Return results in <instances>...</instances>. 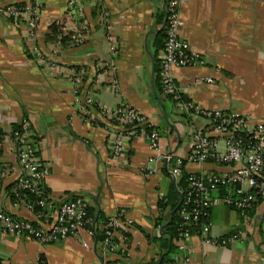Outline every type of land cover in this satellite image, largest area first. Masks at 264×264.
<instances>
[{
	"label": "crops",
	"instance_id": "0c3cea01",
	"mask_svg": "<svg viewBox=\"0 0 264 264\" xmlns=\"http://www.w3.org/2000/svg\"><path fill=\"white\" fill-rule=\"evenodd\" d=\"M70 1L0 0V5L38 4V43L57 62L53 69L43 67L29 51L26 21L16 24L0 15V161L9 169L7 177L0 179V197L20 219L48 220L25 207L15 208L6 197L21 175L10 133L27 118L39 156L50 169L45 180L50 196L60 203L84 195L90 207L107 217L123 210L133 220L127 261L150 264L161 256L168 236L160 217L170 211L169 207L162 211L160 201L177 195L176 184L144 137L130 140L126 158L112 159L107 118L100 114L93 123L82 118L74 102L71 70H84L83 91L98 104L113 108L127 102L145 113L158 127L164 151L185 156L195 131L209 133L210 127L169 98L162 99L166 117L156 99L152 78L155 41L163 28L160 17L168 0H82L84 17L70 11ZM180 12L185 22L181 36L205 61L174 70L182 94L199 108L231 109L264 121V0H189ZM83 25L87 30L82 44H74L69 37L61 41L63 29L71 35ZM110 32L117 42L119 90L108 88L106 81H95L101 62L111 58ZM162 54L161 49L157 58ZM196 76H212L215 82L194 86ZM204 167L207 172L227 169L213 162ZM200 169L197 163H185L187 173ZM209 221L211 237L241 231L240 239L215 246L194 232L185 248L174 241L172 253L190 258L180 264H264V201L249 218L225 204L213 206ZM107 258L103 244L86 230L79 239L41 243L0 227V264H40L41 260L46 264H103Z\"/></svg>",
	"mask_w": 264,
	"mask_h": 264
},
{
	"label": "built area",
	"instance_id": "2783aa9c",
	"mask_svg": "<svg viewBox=\"0 0 264 264\" xmlns=\"http://www.w3.org/2000/svg\"><path fill=\"white\" fill-rule=\"evenodd\" d=\"M188 2L189 0H169L167 35L161 57L160 73L164 94L171 96L173 102L182 111L204 119L210 127L209 133L204 130L195 131L189 152L185 156L162 150V136L159 129L135 106L121 102L113 108L107 107L98 104L91 94L85 93L82 85L84 70L72 69L69 75V80L73 84L74 102L82 118L93 123L98 121L100 114L106 116L109 125L111 157L114 161L126 158L130 140L135 137H144L149 141L155 153V159L164 164L176 187L181 179V168L184 163H197L201 166L200 171L190 173L186 190L180 191L185 204L181 210L183 222L177 239L180 248L186 247V242L191 236L187 225L209 216L213 206L225 204L249 218L260 204V200L264 201V121L236 110L199 108L194 106L192 101L182 99L184 95L176 83L174 70L178 67L205 63L200 54L192 50L190 42L180 33L185 23L180 10ZM83 4L82 0H71L68 8L76 15L84 17ZM0 15L12 19L16 24L26 21L29 27L28 38L31 40L29 51L43 67L53 69L57 66L54 57L45 52L38 43L40 25L38 4L0 5ZM103 22L108 25V18H104ZM86 30V25H83L81 29L70 35L63 29L61 37L68 36L74 44L79 45L84 41ZM108 39L111 58L101 62L95 81H106L108 88L119 90L116 63L117 42L111 32ZM214 82L212 76H196L193 85L200 86ZM19 124V129H12L10 135L21 167V175L6 197L10 198L15 208L25 207L39 216L47 217L48 220L33 222L20 219L6 208L0 197V227L9 233L25 234L41 243H52L70 237L79 239L83 230L93 236L94 229L88 226L92 217L86 196L79 194L58 203L50 194H45V180L50 174L49 166L38 155L39 150L29 119L24 118ZM1 137L0 132V139ZM209 162L227 166V169L223 172H207L204 166ZM8 173V167L0 161V179L7 177ZM222 188H225V192L219 193L218 191ZM24 189L37 194L36 201L28 199L22 191ZM11 195L14 198H11ZM37 206L43 210H37ZM44 210L45 213H43ZM132 225L133 220L126 217L123 210H118L109 216L106 238L102 243L109 258L103 260V264H129L119 256L117 259L115 252L120 249L129 257ZM210 230L211 222H205L200 234L205 243L215 246H227L239 240L242 233L238 231L228 236L213 238L210 236ZM116 237L119 242L114 243L113 239ZM189 260V257H180L178 253H173L170 264H180L182 261ZM40 264H46V262L41 260Z\"/></svg>",
	"mask_w": 264,
	"mask_h": 264
},
{
	"label": "trees",
	"instance_id": "16d2710c",
	"mask_svg": "<svg viewBox=\"0 0 264 264\" xmlns=\"http://www.w3.org/2000/svg\"><path fill=\"white\" fill-rule=\"evenodd\" d=\"M24 4H26V3H24ZM168 4H169V0L167 1L166 6H165V10H164V12H162L161 17H160V22L163 24V28L160 30L158 38L155 41V47H156V56H155V58H156V78H155V84H156V90H157L158 94L160 95V97L163 100L169 98V99H171L173 101L171 96L166 95L163 92L162 80H161V76H160V73H161V59L157 58L158 52L161 49L162 50L164 49L165 42H166L167 24L165 23V19H166V15L168 14ZM52 28H53L52 31L55 33V35L57 37V25L54 24L52 26ZM67 38H68V36L67 37L63 36V38H61V41L65 42V41H67ZM182 99H184L185 101H189V99L186 98L185 96L182 97ZM184 116H186V115H184ZM19 127H20V124H16L13 127V129L16 130V129H19ZM38 155H39V153H38ZM181 169H182L181 179H180V181L178 183V186H177L178 188L176 187L179 195H180V191L184 192L186 190L187 185H188V178L190 176V173H187L185 171V163H184V165L182 166ZM44 189H45V194L49 195V192H48L47 188L44 187ZM22 191L26 194L28 199H30L33 202L36 201V199L38 198L37 194L31 193V192L27 191L26 189H24ZM218 192L219 193L225 192V188L220 189ZM178 193H177V195L174 196L173 199H170V198H169V200L162 199L160 201L161 210L165 211L166 208L169 207V211H170V213L168 214L167 217H162V216L160 217V223H161L162 231L165 234H168V236L164 239V247H163V250L161 252V256L157 260L153 261L150 264H170L171 261H172V254H173L172 252L175 249L174 241L177 240L178 237H179V229H180V226H181V224L183 222V219H182V216H181V210L185 206V204L183 202H182V204L179 205L180 197H179ZM9 194H10V192H9ZM74 196H76V195H74ZM74 196L70 197V199L73 198ZM11 198H14V196L11 195ZM67 199H69V198H67ZM262 202H263V200L261 199L260 203H262ZM177 206H178V208L175 211V208ZM189 208H190V206H189ZM36 209L37 210H43L39 206H37ZM211 209H210V212H211ZM89 211H90V216L92 217V221L90 222V224H88V226L94 229V235H93L94 239L96 241H98V243L102 244L103 241L106 238V231H107L106 230V226H107V223L109 221V217L105 216L103 214V212H98L97 213L96 210L93 207H90ZM45 212L46 211L44 210L43 213H45ZM209 216H210V214H209ZM209 216L203 217L201 221H196V222L192 221V222H190V224L187 225L188 229L190 230V233L191 234L194 233V232L200 233L202 225L205 222H210L209 221ZM41 217H43V216L41 215ZM113 242L114 243L115 242H119V239L116 237V238L113 239ZM115 253H116L115 255H117L116 256L117 259L120 257V258H123V259H125L127 261L128 257L126 256L125 252H123L120 249H118ZM163 254H165V256L162 259V255Z\"/></svg>",
	"mask_w": 264,
	"mask_h": 264
},
{
	"label": "water",
	"instance_id": "95a60500",
	"mask_svg": "<svg viewBox=\"0 0 264 264\" xmlns=\"http://www.w3.org/2000/svg\"><path fill=\"white\" fill-rule=\"evenodd\" d=\"M167 16H168V14L166 15L165 23L167 22ZM152 73H153V77H152V78H153V85H154V89H155V95H156V97H157L159 103L163 106V110H164V112H165V116L167 117V114H166V107H165V105H164V103H163L162 98H161L160 95L158 94V92H157V90H156V87H155V74H156V67H155V66L153 67ZM182 202H183V194L180 193V203H179V205L182 204ZM179 205H178V206H179ZM178 206L175 208V211L177 210ZM164 256H165V254L162 256V259L164 258Z\"/></svg>",
	"mask_w": 264,
	"mask_h": 264
},
{
	"label": "rangeland",
	"instance_id": "374dc122",
	"mask_svg": "<svg viewBox=\"0 0 264 264\" xmlns=\"http://www.w3.org/2000/svg\"><path fill=\"white\" fill-rule=\"evenodd\" d=\"M187 116V114H185ZM179 119V118H178Z\"/></svg>",
	"mask_w": 264,
	"mask_h": 264
}]
</instances>
